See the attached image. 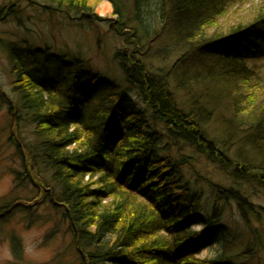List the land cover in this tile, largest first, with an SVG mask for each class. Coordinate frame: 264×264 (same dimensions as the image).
<instances>
[{
  "label": "trees",
  "instance_id": "trees-1",
  "mask_svg": "<svg viewBox=\"0 0 264 264\" xmlns=\"http://www.w3.org/2000/svg\"><path fill=\"white\" fill-rule=\"evenodd\" d=\"M45 1L47 15L60 13L80 25L106 22L122 38L125 49L115 60L125 86L85 70L86 61L71 56L57 80L41 79L28 70L26 55L8 48L18 112L10 108L16 118L11 142L21 161V183L36 190L30 208L47 199L63 210L82 264H238L257 258L264 234L254 230L253 220L261 225L264 209L241 189L211 183L208 213L204 192L186 177V161L172 146L185 144L235 181L264 191V0H97L113 4L114 19H100L90 0ZM246 5L249 18L221 23ZM6 15L17 16L15 3L0 8V20ZM168 31L176 46L201 59L193 80L177 77L174 69L176 89L193 90L190 104L178 102L171 74L141 58ZM39 50L48 60L55 55ZM235 84L233 116H252L247 126L263 138L256 139L253 156L239 161L230 157L232 143L219 144L206 128L217 111L222 118L220 104L229 103L221 97ZM233 123L227 136L244 126ZM23 126L31 128L32 141ZM234 205L242 228L232 230L224 219ZM2 209L4 217L13 210Z\"/></svg>",
  "mask_w": 264,
  "mask_h": 264
},
{
  "label": "rangeland",
  "instance_id": "rangeland-1",
  "mask_svg": "<svg viewBox=\"0 0 264 264\" xmlns=\"http://www.w3.org/2000/svg\"><path fill=\"white\" fill-rule=\"evenodd\" d=\"M34 1L36 3H33L32 0H0V8L12 3H15L17 8V18L6 15L5 19L0 20V214H2V217L0 216V264H82L81 254L75 245L74 233L63 217V210L55 209L47 199L30 208V200L36 196V190L31 189L25 180L21 183L23 178L21 161L16 154V143L11 142L12 128L16 124V118L15 120L11 118L10 108L14 110L16 116L18 112L14 103L17 97L12 85L14 76L11 72L8 48L13 47L21 54L26 55L28 70L41 79L48 80L52 77L53 80H57L59 77L57 67L51 66L46 69L43 65L50 62L40 54L39 48L43 47L45 51L49 49L55 54L63 53L71 57H78L80 60L88 62L92 71L108 75L111 79L123 84L124 73L120 63L115 60V54L125 49V44L110 30L106 22L97 21L93 25L76 24L67 20L60 13H54L53 16L45 14V5L50 6L45 0ZM262 1L256 0L255 4L258 5ZM90 3L95 5L94 11L100 19L115 18L111 2L104 1L96 4L97 0H90ZM107 3L111 5V10L107 14L101 15L100 9ZM249 8V5L235 8L233 13L223 19L221 23L231 24L249 18ZM158 27L160 28V26H154L155 31H159ZM173 37L171 31L160 35V38L151 45L149 53L141 58L149 68L164 74H171V90L173 92L175 90L178 102L180 105L182 103L190 104L192 103L191 98H195L189 96L193 90L189 89L186 92L184 89H176L174 69L177 77L182 78L188 75V81L193 80L191 77L196 74L195 67L198 66L201 59H198L197 55L193 58L188 47L182 44L176 46ZM35 49L37 55H33ZM50 59L52 58L50 57ZM181 60L183 61L180 62ZM84 68H88V65ZM236 86L235 84L233 91L228 92L226 97H221L222 100L225 99L229 103L225 105L221 102L220 104L221 112L222 110L224 112L222 118H220V112H215L219 117L214 116L213 113L214 117L209 119L206 128L210 136L219 144L232 143L230 157L239 161L244 157L253 156L256 139L263 140V138L259 137L260 135L254 127L247 126L248 120L252 116L246 117L243 113L233 116L232 103L233 98L237 96ZM190 87L191 85H188V88ZM243 88L245 89L242 84ZM256 106H253L255 112L258 110ZM260 107H262L261 102ZM210 108L212 110V107ZM19 114L23 115V113ZM231 119L234 125L239 123L244 126L238 127V129L234 127L227 136ZM22 128L26 131L28 140L32 141L31 128L26 126ZM231 134L233 139L230 138ZM172 147L173 154L175 153L179 159L186 161L184 168L186 177L204 192L206 203H208L206 205L208 213L212 207L211 183L227 188L241 189L248 195L251 203L264 209V191L260 190L257 185L235 181L225 169L217 166L206 156L196 153L185 144ZM221 147L223 148V146ZM258 155L259 153H257ZM40 172L44 175L43 169ZM49 177L44 179L54 190V193L59 195L57 186L49 182ZM6 199L7 201H5ZM17 204H22V206H17ZM8 205H12L13 210L12 213L4 217L2 208ZM224 221L230 224L232 230L237 229L236 227L240 225L235 205L227 213ZM253 228L257 232H262L259 234H264V219L261 225L253 220ZM259 245L261 250L257 258L251 261L245 259L238 264H264V239L259 240ZM210 254L211 252L208 253V255Z\"/></svg>",
  "mask_w": 264,
  "mask_h": 264
},
{
  "label": "bare ground",
  "instance_id": "bare-ground-1",
  "mask_svg": "<svg viewBox=\"0 0 264 264\" xmlns=\"http://www.w3.org/2000/svg\"><path fill=\"white\" fill-rule=\"evenodd\" d=\"M112 4V3H111ZM113 5V4H112ZM110 10H111V5L110 4H105L104 6H102L101 7V9H100V11H99V13L101 14V15H105V14H107L108 12H110ZM13 18H17V16L16 17H13ZM77 24V23H76ZM57 56H56V59H53V57H51L52 59L51 60H49L50 62H48V64L46 65V64H43L45 67H46V69H49V67H51V66H54V67H57L58 68V70H60L61 69V67H60V65L61 64H57V63H61V62H63L64 61V59H68L69 58V56H67V55H65V54H63V53H60V54H56ZM70 58H74V57H70ZM57 62V63H56ZM63 65V64H62ZM86 65H88V66H90V64L88 63V62H86L85 63V66ZM91 67V66H90ZM91 69V68H90ZM94 72V71H93ZM62 75V74H61ZM252 184V183H251Z\"/></svg>",
  "mask_w": 264,
  "mask_h": 264
}]
</instances>
